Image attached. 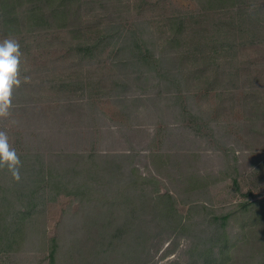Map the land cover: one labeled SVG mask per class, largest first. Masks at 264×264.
Segmentation results:
<instances>
[{"label":"rangeland","instance_id":"374dc122","mask_svg":"<svg viewBox=\"0 0 264 264\" xmlns=\"http://www.w3.org/2000/svg\"><path fill=\"white\" fill-rule=\"evenodd\" d=\"M238 7L84 0L83 31L106 41L98 53L74 56L64 34L15 39L20 84L0 116L10 150L22 166L40 165L29 154L56 168L92 154L99 168L69 176L77 195L57 182L68 177L39 182L43 212L0 264H50L55 236L56 264H92L70 260L78 245L93 264L264 263V0ZM133 34L151 63L133 62ZM113 235L112 255H100Z\"/></svg>","mask_w":264,"mask_h":264},{"label":"trees","instance_id":"16d2710c","mask_svg":"<svg viewBox=\"0 0 264 264\" xmlns=\"http://www.w3.org/2000/svg\"><path fill=\"white\" fill-rule=\"evenodd\" d=\"M194 1L200 6L202 10L206 9L224 11L228 9H240L238 7L240 0ZM243 3H245V1ZM83 5L84 0H0V38H24L30 34H64L66 38L70 40L69 47L75 51L74 56L82 57V55L87 56L89 53L96 54L100 49L105 47L106 41L104 38L98 36L89 37L86 35L85 31H83L86 27H89L87 26L88 24L85 22V20H83ZM176 20H180L181 24L184 25L182 16H179L176 18ZM174 41L177 40L173 37V39L169 40V43L172 44ZM133 43L136 44V46L133 48V62L136 60L137 65H140L142 61L146 62L145 60L148 57L146 54L143 55L141 52V46L138 44L139 38H137V35L135 34H133ZM127 44V42L123 41L120 46L123 45V47L128 48V46H126ZM225 45H227L228 48H233L232 43H227ZM151 62L152 61H150V63ZM70 156L77 158L72 163V166L70 164L68 165L66 160H63L57 164L56 168L55 161H53L50 156H46L44 154H29L28 159L38 158L40 165L35 161L33 164H31L32 169L34 167L36 168V166L38 167L36 168L37 171L35 174L32 173L28 179V171H31V166H27V162L24 166L21 165L23 162L18 165L19 179H16L12 172H10L8 169L6 170L8 174L7 178L10 183L7 186H2L0 184V252L8 253L12 251H19L18 249L21 244L20 241L27 237V235L30 236L31 226L35 228L36 218L39 216V213L43 212L45 205L43 203V198L38 195L39 182H47L48 180L52 181V179H57L59 177H68L69 179L67 178L65 181L58 180L57 182L62 184L64 187L63 190H66L68 195H77L80 186L79 184L72 182L69 176L74 175L75 177H78L77 175H81L79 173L85 172L83 169H89L90 171L95 172L99 168L98 164L95 162L96 155L87 154L85 156L84 154L81 156L71 154ZM22 157L25 158V155L23 154ZM46 160L49 161L48 165ZM62 163L66 164L67 166ZM58 165L61 168L58 167ZM5 168H0V172L1 169L4 170ZM55 168L56 171H58L57 173L53 171ZM59 172L60 174H58ZM35 175L40 176L37 177ZM27 180H29V184L26 185L29 187L28 192L23 196L21 193H19V195L15 197L14 194L19 192L17 190L20 189L17 188V183L23 181L22 185H25ZM52 187H56V181L53 182ZM170 197L171 196L167 194L160 195L158 200H164L165 198ZM224 217L226 218L228 216L226 215ZM93 218L94 219L91 220V223L99 222V216L97 214L96 217L93 215ZM101 231H103V229H101ZM32 235L35 236V231L31 233V236ZM115 239L119 238L116 235H113L110 241H104L103 246L106 245V247L102 248L99 254L112 255V249L114 246H116V244L113 242ZM95 243L97 244V241H95ZM59 246L60 237L55 236L49 239L47 258L49 259L50 264H56V261L59 257ZM72 249V252L69 254L71 261L80 258L79 260H84L88 263L90 260V262L93 264L96 263V260H98L97 254L95 257L90 254V259L82 257L85 252V247L83 248L82 245L75 246ZM220 251L222 253L224 251V247H222ZM75 255L77 258H75Z\"/></svg>","mask_w":264,"mask_h":264},{"label":"clouds","instance_id":"9594fccd","mask_svg":"<svg viewBox=\"0 0 264 264\" xmlns=\"http://www.w3.org/2000/svg\"><path fill=\"white\" fill-rule=\"evenodd\" d=\"M19 42L12 38H6L0 42V116H7L11 106L13 86H18ZM19 157L14 149L9 148L8 137L0 131V168H7L16 179H19Z\"/></svg>","mask_w":264,"mask_h":264}]
</instances>
